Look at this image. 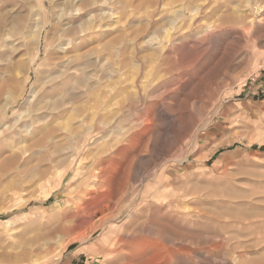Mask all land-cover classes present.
<instances>
[{"label": "rangeland", "instance_id": "rangeland-1", "mask_svg": "<svg viewBox=\"0 0 264 264\" xmlns=\"http://www.w3.org/2000/svg\"><path fill=\"white\" fill-rule=\"evenodd\" d=\"M199 1L0 0V264H264V0Z\"/></svg>", "mask_w": 264, "mask_h": 264}, {"label": "bare ground", "instance_id": "bare-ground-1", "mask_svg": "<svg viewBox=\"0 0 264 264\" xmlns=\"http://www.w3.org/2000/svg\"><path fill=\"white\" fill-rule=\"evenodd\" d=\"M198 1H199V0H198ZM213 1H214V0H213ZM218 1H219V0H218ZM226 1H227V0H226ZM249 1H251V0H249ZM261 1H262V0H261ZM199 2H200V1H199ZM208 2H209V1H208ZM219 2H220V1H219ZM223 2H224V1H223ZM227 2H228V1H227ZM235 2H236V0H235ZM254 2H255V1H254ZM216 3H217V2H216ZM237 3H238V2H237ZM239 3H240V2H239ZM243 3H244V5H245L246 0H245V2H243ZM247 3H250V2L247 1ZM200 4H201V3H200ZM204 4L206 5L207 3L205 2ZM204 4H203V5H204ZM218 4H219V3H218ZM241 4H242V3H241ZM256 4H257V3H256ZM259 4H260V3H259ZM205 5H204V7H205ZM215 5H216V4H215ZM207 6H208V4H207ZM221 6H223V4H222ZM224 6H225V5H224ZM240 6H241V5H240ZM245 6H246V5H245ZM247 6H249V5H247ZM252 6H254V5L252 4ZM208 7H209V6H208ZM208 7H207V9H209ZM211 7H212V6H211ZM219 7H220V6H219ZM233 7H234V6H233ZM233 7H232V8H233ZM238 7H239V6H238ZM241 7H242V6H241ZM243 7H244V6H243ZM250 7H251V4H250ZM259 7H260V6H259ZM205 8H206V7H205ZM212 8H213V7H212ZM215 8H216V7H215ZM236 8H237V6H236ZM239 8H240V7H239ZM202 9H203V8H202ZM234 9H235V7H234ZM251 9H252V7L249 9V11H250ZM256 9H257V8H256ZM203 10H204V9H203ZM203 10H201V12H202ZM217 10H218V9H217ZM240 10H241V9H240ZM199 11H200V10H198V13H201V12H199ZM213 11H214V10H213ZM218 11H220V10H218ZM234 11H235V10H234ZM236 11H237V10H236ZM238 11H239V10H238ZM243 11L245 12L244 8H243ZM253 11H254V10H253ZM253 11H251V12H252L251 15H249V16L246 17V18H247V22H249V23H253V20H254L255 17H256V16H253ZM261 11H262V10H261ZM209 12H210V10H209ZM229 12H230V11H229ZM241 12H242V11H241ZM254 12H255V11H254ZM196 13H197V12H196ZM196 13H195V14H196ZM198 13H197V14H198ZM203 13H204V12H203ZM214 13H216V12H214ZM260 13H261V12H260ZM204 14H205V13H204ZM209 14H210V13H209ZM257 14H258V13H257ZM262 14H264V13L262 12ZM154 15H155V14H154ZM246 15H247V13H246ZM254 15H255V14H254ZM260 15H261V14H260ZM192 16H193V13H192ZM204 16H205V15H203V17H204ZM258 16H259V14H258ZM218 18H221V17H218ZM192 19H193V18H192ZM196 19H197V18H196ZM198 19H200V18H198ZM203 19H204V18H203ZM239 19H240V18H239ZM201 20H202V18H201ZM216 21H217V20H216ZM256 21H257V20H256ZM256 21H255V22H256ZM218 22H219V21H218ZM236 22H237V21H236ZM236 22H235V23H236ZM215 24H216V23H215ZM215 24H214V25H215ZM218 24H219V23H218ZM229 27H230V26H229ZM245 27H246V26H244V28H245ZM247 27H248V26H247ZM214 28H215V27H214ZM224 28H225V27H224ZM216 30H217V29H216ZM219 30H220V29H219ZM169 39H171V38H169ZM176 39H177V38H176ZM176 39H175V40H176ZM162 51H163V50H162ZM169 51H170V50H169ZM169 56H171V55H169ZM169 58H170V57H169ZM167 60H169V59H167ZM169 61H170V60H169ZM166 63L168 64L169 62H166ZM147 66H148V65H147ZM147 66H146V67H147ZM188 66H189V65H188ZM178 67H179V66H178ZM183 67H184V66H183ZM183 67H182V68H183ZM179 68H180V67H179ZM191 68H192V67H191ZM146 70H147V69H146ZM181 70H182V69H181ZM141 71H142V70H141ZM151 71H152V70H151ZM178 71H179V70H178ZM188 71H189V70H188ZM182 72H183V70H182ZM188 73H190V72H188ZM141 74H142V73H141ZM141 74H140V76H141ZM144 74H145V73H144ZM179 74H180V73H179ZM181 74H182V73H181ZM142 75H143V74H142ZM176 75H177V73H176ZM182 76H184V75H182ZM185 76H186V75H185ZM143 77H145V76H143ZM146 77H147V75H146ZM175 77H176V76H175ZM179 77H181V76H179ZM179 77H178V78H179ZM94 79H95V78H94ZM144 79H146V78H144ZM139 80H140V79H139ZM148 80H149V79H148ZM175 80H176V79H175ZM95 81H96V80H95ZM136 81H137V80H136ZM136 81H133V82H136ZM142 81H143V79H142ZM142 81H141V82L139 81V82H140V84L142 83V84L144 85V83H146V82L143 81V82H144V83H143ZM146 81H147V80H146ZM154 81H155V79H154ZM137 82H138V81H137ZM176 82H177V81H176ZM150 83H151V82H150ZM96 84L99 86L100 83L97 82ZM137 85H138V84H137ZM90 86H91V85H90ZM149 86L151 87V85H149ZM94 87L96 88V90H95L94 93H93V91H94V90H93V86H91V89H90L89 91H90V93H93V95H94V94H95V95H96V94L98 95V94H99V93H98L99 89L96 87V85H95ZM142 87H143V86H142ZM145 87H146V86H145ZM154 87H155V86H154ZM138 88H139V87H138ZM143 88H144V87H143ZM147 88H148V87H147ZM149 89H150V88H149ZM137 90H138V89H137ZM140 90H141V89H140ZM147 90H148V89H147ZM142 91H144V89H143ZM142 91H141V93H140L141 96H142ZM139 92H140V91H139ZM134 93H135V92H134ZM144 93H145V91H144ZM145 95H146V94H145ZM84 96H85V95H84ZM138 96H139V93H138ZM138 96H137V97H138ZM85 97H87V96H85ZM94 97H95V96H94ZM98 98H99V97H98ZM98 98H97V99H98ZM138 98H139V97H138ZM99 99H100V98H99ZM140 99H142V97H140ZM144 99H146V98L144 97ZM151 100H152V99H151ZM163 100H164V99H163ZM89 101H90V99H89ZM151 102H152V101H151ZM156 102H157V101H156ZM156 102H155V103H156ZM84 103H85V102H84ZM138 103H142V101L140 100V102H138ZM148 103H149V102H148ZM152 104H153V102H152ZM137 105H140V104H137ZM142 105H143V104H142ZM142 105H141V106H142ZM149 105H150V104H149ZM154 106H155V105H154ZM151 107H152V106H151ZM120 108H121V107H120ZM145 108H146V107H145ZM88 109H89V108H88ZM125 109H126V108H125ZM89 110H90V109H89ZM126 110H127V109H126ZM131 110H132V109H131ZM146 110H147V109H146ZM146 110H145V111H146ZM90 111H91V110H90ZM90 111H89V112H90ZM171 111H172V110H171ZM173 111H174V110H173ZM89 112H88V113H89ZM119 112H120V111H119ZM125 112H126V111H125ZM128 112H129V111H128ZM93 113H94V112H93ZM116 114H117V113H116ZM172 114H173V113H172ZM85 116H86V115H85ZM94 116H96V115H93L92 117H89V118H88V122H89V125H91V127H92V125H93V121L95 120V117H94ZM172 116H173V115H171V117H172ZM174 117H175V116H174ZM84 119H85V118H84ZM122 119H123V118H122ZM146 119H147V118H146ZM148 119H149V118H148ZM148 119H147V122H148ZM172 120H174V119H172ZM112 121H114V119H113ZM116 121H117V120H116ZM116 121H115V122H116ZM123 121H124V119H123ZM110 122H111V121H110ZM110 122H109V124H110ZM118 123H119V122H118ZM104 124H105V123H104ZM94 126H95V125H94ZM147 126H148V125H147ZM189 127H190V126H189ZM145 129L148 130L147 128H145ZM141 130H142V129H141ZM142 131H143V130H142ZM144 131H145V130H144ZM135 132H137V131H135ZM140 132H141V131H140ZM146 132H147V131H146ZM143 133H144V132H143ZM132 134H133V133H132ZM136 134H137V136L139 135L138 133H136ZM140 135H141V134H140ZM141 136H142V135H141ZM141 136H139V137H141ZM143 136H144V135H143ZM38 137H39V136H38ZM33 138H34V135L32 136L31 139H33ZM129 139H130V141H131V142H129V143H134V141L136 140V135L134 134V135L131 136ZM139 139H140V138H139ZM141 140L145 141L146 139H142V138H141ZM141 140H140V141H141ZM136 141H137V140H136ZM136 141H135V142H136ZM138 141H139V140H138ZM150 142H152V141H150ZM126 143H128V141H126ZM129 143H128V144H129ZM139 143H142V141L139 142ZM128 144H126V146H127ZM136 144H137V142H136ZM129 145H130V146H129ZM129 145H128L127 147L132 148L133 145H132V144H129ZM131 145H132V146H131ZM139 145H140V144H139ZM141 146H142V145H141ZM141 146H140V147H141ZM119 147H121V146H119ZM119 147H118V148H119ZM127 147L125 148V147L123 146L122 148L116 149L115 152H114V154H113L111 157H109V159H107L108 162H109V163H110V162H114L115 159L120 158L119 156H121V154L124 153L125 150L128 149V151H129V148H127ZM138 147H139V146H138ZM140 147H139V149H140ZM134 148H135V147H134ZM136 148H137V147H136ZM141 148H142V147H141ZM139 149H138V150H139ZM130 150H131V149H130ZM134 150H135V149H134ZM142 151H143V150H142ZM189 151H190V150H189ZM129 152H130V151H129ZM127 153H128V152H126V154H127ZM131 153H132V152H131ZM131 153H130V154H131ZM136 153H140V151H139V152H136V151H135V153H132L133 156H134V154H136ZM126 154H125L124 157H123L124 159H125V157H126ZM137 156H138V155H137ZM121 157H122V156H121ZM130 158H131V157H130ZM124 159H123V160H124ZM120 160H121V159H119L118 161L120 162ZM105 161H106V160H105ZM105 161H104V159H100L99 161H97V162L94 163V166H95V165L97 166V165H99V164H103ZM119 162H118V163L116 162V163L119 164ZM122 162H126V163L128 164V162L130 163V159H129V161H128V157H127V158L125 159V161H122ZM135 162H136V161H135ZM133 163H134V162H133ZM121 164H122V163H121ZM123 166H124V165H123ZM125 166H126V165H125ZM125 166H124V168H125ZM119 167H121L120 164H119ZM127 167H128V166H127ZM122 168H123V167H122ZM120 169H121V168H120ZM129 169H130V168H129ZM107 170H108V169H107ZM121 170H122V169H121ZM131 172H132V171H131ZM89 173H90V172H89ZM103 176H104V175H103ZM104 178H105V177H104ZM130 178H131V177H130ZM101 180H102V179H101ZM107 180H108V179H107ZM129 180H130V179H129ZM161 187H162V186H161ZM126 189H127V188H126ZM127 192H128V191H127ZM102 196H103V195H102ZM95 197H96V196H95ZM97 197H98V196H97ZM100 198H101V197H100ZM119 198H120V197H119ZM90 199H91V198H90ZM138 199H139V198H138ZM88 201H89V200H88ZM119 201H120V200H119ZM133 201H134V200H133ZM131 202H132V201H131ZM83 203H84V202H83ZM86 203H87V202H86ZM86 203H84V204H86ZM89 203H90V202H89ZM137 203H138V202H137ZM80 204H81V202H80ZM80 204H79V205H80ZM118 204H119V202H118ZM79 205H78V206H79ZM80 206H84V205H80ZM88 206H90V205H88ZM131 206H132V205H131ZM107 207H108V206H107ZM128 207H130V206H128ZM97 208H98V207H97ZM102 208H103V207H102ZM95 209H96V208H95ZM98 209H99V208H98ZM85 210H86V209H85ZM85 210H84V211H85ZM89 210H90V209H89ZM149 210H150V208H149ZM93 211H95V210H93ZM84 213H85V212H84ZM95 214H96V213H95ZM128 214H129V213H128ZM80 220H81V219H80ZM87 221H88V220H87ZM81 222H82V221H81ZM142 231H143V230H142ZM133 237H134V236H133ZM118 243H119V242H118ZM125 245H126V244H125ZM128 245H129V244H128ZM133 245H134V244H132V243L130 244V246H133ZM144 245H145V244H144ZM121 248H122V247H121ZM125 248H126V247H125ZM136 248H138V247H136ZM180 248H181V247H180ZM145 249H146V248H145ZM131 251H132V250H131ZM141 251H142V250H141ZM179 253H180V252H179ZM129 257H130V256H129ZM133 258H134V257H133ZM127 262H128V261H127ZM136 264H137V263H136Z\"/></svg>", "mask_w": 264, "mask_h": 264}]
</instances>
